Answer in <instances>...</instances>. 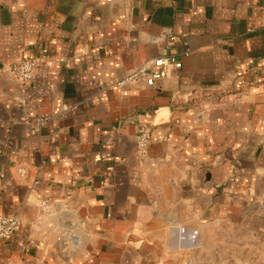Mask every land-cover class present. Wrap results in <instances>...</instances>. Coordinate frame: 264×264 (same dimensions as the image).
I'll use <instances>...</instances> for the list:
<instances>
[{
  "label": "crops",
  "instance_id": "obj_1",
  "mask_svg": "<svg viewBox=\"0 0 264 264\" xmlns=\"http://www.w3.org/2000/svg\"><path fill=\"white\" fill-rule=\"evenodd\" d=\"M0 215V264H264V0H0Z\"/></svg>",
  "mask_w": 264,
  "mask_h": 264
},
{
  "label": "built area",
  "instance_id": "obj_2",
  "mask_svg": "<svg viewBox=\"0 0 264 264\" xmlns=\"http://www.w3.org/2000/svg\"><path fill=\"white\" fill-rule=\"evenodd\" d=\"M180 60L168 53L164 52L145 64L133 68L126 72L123 76L116 78L112 82V86L121 88L127 84H135L142 82L147 86H153L155 83L165 76L172 68H180ZM13 77L23 83L30 81L36 70V61L32 58L20 60L13 64L10 68ZM137 152L140 157H144L148 151L149 132L146 128L141 127L137 136ZM46 206V203L43 202ZM20 227V221L16 216L0 215V239H5L14 234Z\"/></svg>",
  "mask_w": 264,
  "mask_h": 264
}]
</instances>
